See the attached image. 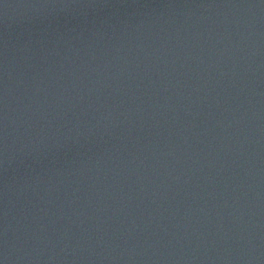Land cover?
Masks as SVG:
<instances>
[{
  "label": "water",
  "instance_id": "95a60500",
  "mask_svg": "<svg viewBox=\"0 0 264 264\" xmlns=\"http://www.w3.org/2000/svg\"><path fill=\"white\" fill-rule=\"evenodd\" d=\"M0 264H264V0H0Z\"/></svg>",
  "mask_w": 264,
  "mask_h": 264
}]
</instances>
